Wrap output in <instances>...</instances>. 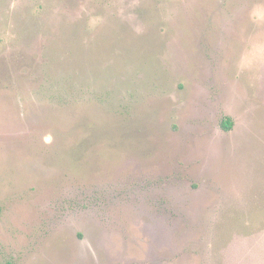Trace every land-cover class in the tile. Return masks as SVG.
Wrapping results in <instances>:
<instances>
[{
  "label": "rangeland",
  "instance_id": "1",
  "mask_svg": "<svg viewBox=\"0 0 264 264\" xmlns=\"http://www.w3.org/2000/svg\"><path fill=\"white\" fill-rule=\"evenodd\" d=\"M0 264H264V0H0Z\"/></svg>",
  "mask_w": 264,
  "mask_h": 264
},
{
  "label": "trees",
  "instance_id": "2",
  "mask_svg": "<svg viewBox=\"0 0 264 264\" xmlns=\"http://www.w3.org/2000/svg\"><path fill=\"white\" fill-rule=\"evenodd\" d=\"M232 120L230 117H224L220 122V127L223 131H229L232 128Z\"/></svg>",
  "mask_w": 264,
  "mask_h": 264
}]
</instances>
